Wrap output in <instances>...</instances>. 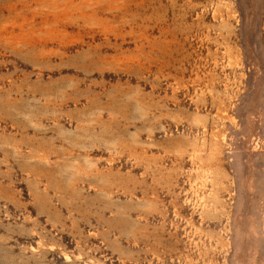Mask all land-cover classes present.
Listing matches in <instances>:
<instances>
[{"label": "rangeland", "instance_id": "rangeland-1", "mask_svg": "<svg viewBox=\"0 0 264 264\" xmlns=\"http://www.w3.org/2000/svg\"><path fill=\"white\" fill-rule=\"evenodd\" d=\"M0 264H264V0H0Z\"/></svg>", "mask_w": 264, "mask_h": 264}]
</instances>
